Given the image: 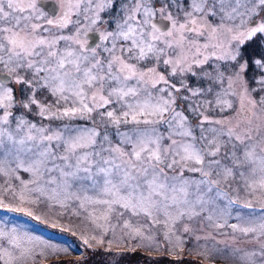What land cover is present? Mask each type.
Wrapping results in <instances>:
<instances>
[{
  "label": "snow or ice",
  "instance_id": "snow-or-ice-1",
  "mask_svg": "<svg viewBox=\"0 0 264 264\" xmlns=\"http://www.w3.org/2000/svg\"><path fill=\"white\" fill-rule=\"evenodd\" d=\"M0 210L96 264H264V0H0ZM68 252L0 217V264Z\"/></svg>",
  "mask_w": 264,
  "mask_h": 264
},
{
  "label": "rangeland",
  "instance_id": "rangeland-1",
  "mask_svg": "<svg viewBox=\"0 0 264 264\" xmlns=\"http://www.w3.org/2000/svg\"><path fill=\"white\" fill-rule=\"evenodd\" d=\"M24 175L25 178H27L26 174ZM0 217L15 218L16 223H19L22 227H27L28 229L33 230L36 235H39L42 238L50 240L53 243H57L63 247H67L69 252L66 258L69 260H75L82 252H86V254L89 256V264H96L97 261L106 260V257L103 253L93 254L90 250H85L78 238L72 236L68 232H61L59 229H53L47 224H40L37 221H33L29 217L20 216L14 213H7L3 210H0ZM70 223L73 227H75L79 222L73 218ZM64 224L65 226H68L69 221L65 220ZM127 261H132L133 264H135V262H139V264H145V261H148V264H151V261L146 256V254L141 255L140 251H138L135 256H127L125 258V264H127ZM159 264H169V261L166 259H161ZM183 264H203V261L202 258L188 255L186 253Z\"/></svg>",
  "mask_w": 264,
  "mask_h": 264
},
{
  "label": "water",
  "instance_id": "water-1",
  "mask_svg": "<svg viewBox=\"0 0 264 264\" xmlns=\"http://www.w3.org/2000/svg\"><path fill=\"white\" fill-rule=\"evenodd\" d=\"M48 2H52V0H48Z\"/></svg>",
  "mask_w": 264,
  "mask_h": 264
}]
</instances>
